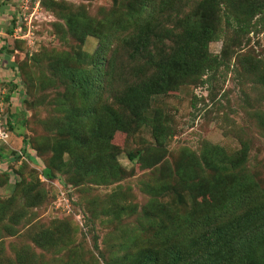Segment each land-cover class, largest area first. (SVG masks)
Returning a JSON list of instances; mask_svg holds the SVG:
<instances>
[{"label": "trees", "instance_id": "trees-1", "mask_svg": "<svg viewBox=\"0 0 264 264\" xmlns=\"http://www.w3.org/2000/svg\"><path fill=\"white\" fill-rule=\"evenodd\" d=\"M224 2L234 6V16L221 7ZM262 10L261 0H113L102 17L62 15L67 24L63 39L73 38L81 46L87 36H93L97 47L89 54L82 48L55 53L44 82L55 88V100L63 111L57 134L41 136L43 145L24 137L29 144L22 149L12 147L10 137L8 146L0 144V161L25 166L34 155L45 156L43 148L48 147L53 155L43 170L46 179L63 175L76 186L121 179L125 169L117 161L113 135L117 131L130 134L133 123L148 124L156 142L164 143L170 133L162 112L156 109L151 119L146 115L152 98L180 84L206 83L204 76L221 61L208 50L209 43L224 32L218 27L221 17L226 24L235 22L237 33H244ZM226 49L224 45L222 55ZM14 51L7 52L8 60ZM37 60V54L33 55L32 62ZM242 65L253 78L264 81V71L255 59L246 55ZM9 66L17 68L15 59ZM16 79L9 81L4 95L7 113L13 105L12 92L18 87ZM10 112L13 116V110ZM7 123L11 131L12 119L8 117ZM7 147L10 150L3 156ZM125 151L130 161L141 157V149ZM63 153L68 154L65 160L61 159ZM247 153L245 143L228 152L204 142L198 154L185 148L169 164L157 152L149 161L153 172L147 187L152 185L161 198L148 199L147 208L142 209L141 217L146 220L141 225L142 236L129 239L115 262L98 251L100 258L105 264H264V176L251 167ZM0 168L2 184L9 175ZM55 171L60 174L56 176ZM21 186L23 204H35L27 195L31 188ZM43 191L34 198L44 195ZM17 194L15 191L5 201L0 198V216L17 221L24 212L23 207L14 206ZM111 207L108 204L102 213L108 214ZM57 226L32 239L43 248L50 235L59 241L64 226ZM94 247L98 250L96 239ZM26 252L27 247L20 250L17 264H29Z\"/></svg>", "mask_w": 264, "mask_h": 264}, {"label": "rangeland", "instance_id": "rangeland-1", "mask_svg": "<svg viewBox=\"0 0 264 264\" xmlns=\"http://www.w3.org/2000/svg\"><path fill=\"white\" fill-rule=\"evenodd\" d=\"M261 1L263 10L253 18L247 32L237 33L236 23L226 24L221 17L218 27L224 32L208 46L209 54L221 61L209 76H204L208 79L206 83L180 84L152 98L146 115L151 119L156 109L162 112L170 133L164 143L159 145L156 142L148 124L133 123L131 129L134 130L130 134L117 131L113 135L111 143L118 152L117 161L125 169L121 179L82 186L70 184L63 175L53 180L46 179L43 170L46 160L53 155L48 147L43 148L45 156L34 155L27 165L21 166L23 169L20 172L18 162L9 164L6 160L0 161V167L8 170L9 175L8 181L0 184V198L5 201L17 191L14 206L24 209L17 221L2 217V214L0 216V256L5 259L3 264H17L16 259L23 247H27L29 264H105L100 258V251L109 262L121 258L126 242L142 236L141 225L146 220L141 215L142 209L147 208V200L161 198L152 185L147 187L153 172L149 161L157 152L165 163L172 164L185 148L198 154L204 142L220 145L228 152L245 143L251 167L257 168L264 176V81L253 78L242 65L243 57L247 55L255 59L258 68L264 71V0ZM112 5L113 0L8 1L0 23L8 33L1 38L5 52L15 49L10 58L11 61L15 59L17 64L15 70L12 68L14 76L11 78L17 77L18 87L12 90L13 105L7 113L14 123L11 131L8 129L12 147L22 149L28 145L29 140L24 142V137L43 145L45 139L41 136L57 134V120L63 116V111L55 100V88L44 82L50 59L56 57L57 52L71 48H82L89 54L97 47L98 40L93 36H87L81 46L73 38L63 39L67 24L66 19L60 17L74 13L92 19L102 17ZM221 7L227 8L234 16L232 4L224 2ZM189 9L190 6L184 7V11ZM224 45L227 49L222 55ZM36 54L38 60L32 62ZM3 68L7 69L6 66ZM9 81L0 79V91L7 93ZM7 142H1V145L8 146ZM129 148L141 149L142 158L130 161L125 151ZM9 150L7 147L3 156H7ZM29 153H32L30 149ZM66 158L68 154L63 153L61 159ZM157 167L160 165L157 164ZM55 172L56 176L60 174ZM21 185L31 188L27 195L35 204H23L25 193L20 190H23ZM42 189L44 195L35 199L34 196ZM108 204L112 207L108 214H103L102 210ZM111 209L114 211L111 212ZM58 224L64 226L59 230V241H56V236L50 235L48 245L43 248L32 239L46 229L56 230ZM95 239L98 250L94 247Z\"/></svg>", "mask_w": 264, "mask_h": 264}, {"label": "crops", "instance_id": "crops-1", "mask_svg": "<svg viewBox=\"0 0 264 264\" xmlns=\"http://www.w3.org/2000/svg\"><path fill=\"white\" fill-rule=\"evenodd\" d=\"M9 0H0V16L3 15L4 11L7 9L6 6L8 4ZM7 32L5 31L2 23H0V79L1 80H13L14 78L11 76H14V71L9 66V62L11 60H8L7 53L5 52L4 47V41L1 38H4V36H7ZM4 66L7 67V69L3 68ZM11 73V74H10ZM10 76V77H8Z\"/></svg>", "mask_w": 264, "mask_h": 264}, {"label": "built area", "instance_id": "built-area-1", "mask_svg": "<svg viewBox=\"0 0 264 264\" xmlns=\"http://www.w3.org/2000/svg\"><path fill=\"white\" fill-rule=\"evenodd\" d=\"M14 36L17 37L16 34H14ZM0 92L1 94L5 95L4 90H1ZM3 95L0 96V144L1 142H7L9 135L7 123L8 115L6 112V102L4 100Z\"/></svg>", "mask_w": 264, "mask_h": 264}]
</instances>
